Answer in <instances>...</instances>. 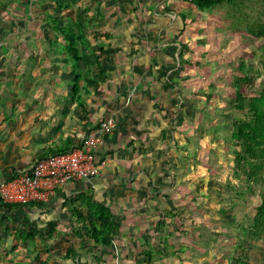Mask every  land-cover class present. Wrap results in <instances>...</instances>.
<instances>
[{
    "label": "rangeland",
    "instance_id": "1",
    "mask_svg": "<svg viewBox=\"0 0 264 264\" xmlns=\"http://www.w3.org/2000/svg\"><path fill=\"white\" fill-rule=\"evenodd\" d=\"M57 1L0 0V127L10 106L22 101L81 113L86 92L83 80L72 92L75 72L94 76L91 93L111 75L124 87L144 55L147 65L139 66L161 86L151 114L156 131L143 153L150 157L153 192L141 199L147 213L157 212L159 235L156 247L147 246L180 264H264V233L253 231L264 200V167L252 173L238 162L241 147L233 135L234 124L252 116L250 97L264 89V38L246 31L247 24L264 22L261 0L211 10L191 0H70L65 9ZM56 12L60 26L72 27L69 19L77 15L86 23V50L96 54L90 72L82 62L74 65L60 35L55 39L46 16ZM20 208L9 215L1 210L10 241H0V264H40L38 236L24 246L16 236L37 223L32 211Z\"/></svg>",
    "mask_w": 264,
    "mask_h": 264
},
{
    "label": "crops",
    "instance_id": "2",
    "mask_svg": "<svg viewBox=\"0 0 264 264\" xmlns=\"http://www.w3.org/2000/svg\"><path fill=\"white\" fill-rule=\"evenodd\" d=\"M139 59L143 64L135 66L137 74L131 75L126 86L121 85L119 76L111 75L96 92L91 93L89 88L84 99L81 93L80 100L86 102L81 113L66 107L52 108L50 103L45 107L38 101L34 105L22 101L20 107L10 106L6 113L5 123L0 127L5 131L0 132V180L26 170L36 159L69 142L71 146L78 144L102 118L113 115L116 120L102 144L93 149L95 162L104 163L90 184L79 180L69 182L58 188L48 203L25 204L16 210L26 214L32 211L37 219L33 226L44 228L43 233L38 229L40 264H180L173 257L162 260L158 249L148 247L159 236L154 231L158 215L147 213L149 204L144 202V197L141 199L142 195L153 192L148 185L152 171L150 157L143 153L152 141V129H156L151 114L156 113L154 97L161 86L143 71L147 65L145 56L140 55ZM10 80L7 79L8 86ZM79 194L91 195L94 201L110 209L118 232L108 245H97L88 237V209L77 200ZM2 208L0 241L8 243L10 234L5 232L7 222L3 223L6 218L2 215L6 217V212ZM19 242L23 246L28 243ZM7 259L10 260L6 257V262Z\"/></svg>",
    "mask_w": 264,
    "mask_h": 264
},
{
    "label": "trees",
    "instance_id": "3",
    "mask_svg": "<svg viewBox=\"0 0 264 264\" xmlns=\"http://www.w3.org/2000/svg\"><path fill=\"white\" fill-rule=\"evenodd\" d=\"M191 2L200 10H211V8H213L217 4L228 2L233 5H239V0H191ZM261 2L264 5V0H261ZM56 5L59 7L58 9H65L71 5V1L68 0L67 2L63 3L60 0L57 1ZM58 12H56L55 14L49 13L46 16V20L49 26L54 30L55 39L60 35L62 38L63 46L68 52L69 57L72 59V61H74V65L77 66L79 62H82L86 64L87 70L88 72H90V67L93 64L92 58L96 54L92 51L86 50V23L80 15H77L74 19H69L71 20L72 27H70V25L60 26L57 23V19L59 16ZM246 31L248 34L255 37L264 38V22H258L254 25L247 24ZM77 42H79L82 46V51L80 54L76 46ZM92 54L94 55L92 56ZM243 78L244 80H248L247 77ZM80 80L84 81V83L82 84L83 92L88 91L89 88L94 86V84L96 83V79L93 75L87 74L85 76H82V74L75 72L72 92H78ZM237 96L240 100L239 105L245 107L243 99H241V93L238 92ZM247 108L252 115L251 118L248 120L236 122L234 124L233 135L238 139L241 147V149L238 151V162H245L247 165H250L252 173H254L256 172V169L264 167V89L261 90V93L259 95L250 97ZM70 144L71 143L69 142L67 145L57 148V150L53 153L67 151L71 147ZM46 155L48 154H45L40 158ZM76 198L88 209V237L93 239L94 243L97 245H108L112 237L118 232V226L113 221L110 209L105 205L94 201L91 195L79 194ZM25 204L33 205L39 203H7L2 201L0 198V206L3 207L7 212L14 208H19ZM3 219H5V217ZM254 221L253 231L256 235H261L262 233H264V200L258 207V211L254 217ZM52 227L53 225L51 224L48 226V228L50 229ZM39 234L40 231L37 229V227L34 226L33 228L19 229V231L16 233V236L22 242H27L33 241L37 236H39ZM42 264L48 263L42 262Z\"/></svg>",
    "mask_w": 264,
    "mask_h": 264
},
{
    "label": "built area",
    "instance_id": "4",
    "mask_svg": "<svg viewBox=\"0 0 264 264\" xmlns=\"http://www.w3.org/2000/svg\"><path fill=\"white\" fill-rule=\"evenodd\" d=\"M116 124L113 115L102 118L81 141L67 151L36 159L26 170L0 180V198L7 203H48L58 188L72 181L91 183L104 162L96 163L93 149Z\"/></svg>",
    "mask_w": 264,
    "mask_h": 264
}]
</instances>
